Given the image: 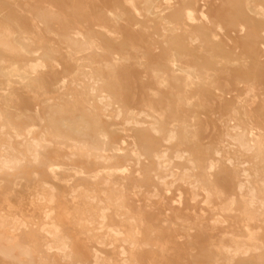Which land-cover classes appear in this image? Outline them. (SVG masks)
<instances>
[{"label": "rangeland", "instance_id": "rangeland-1", "mask_svg": "<svg viewBox=\"0 0 264 264\" xmlns=\"http://www.w3.org/2000/svg\"><path fill=\"white\" fill-rule=\"evenodd\" d=\"M149 1L0 0V264H264V0Z\"/></svg>", "mask_w": 264, "mask_h": 264}, {"label": "bare ground", "instance_id": "bare-ground-1", "mask_svg": "<svg viewBox=\"0 0 264 264\" xmlns=\"http://www.w3.org/2000/svg\"><path fill=\"white\" fill-rule=\"evenodd\" d=\"M170 3H171L170 0H150L148 3H146V5H147L149 10H152L153 5H156L157 8H161V7L169 6ZM261 10H262L261 7L256 8V12H258V13H260ZM31 44L32 43L27 42V41L26 42H20L18 34L0 33V45L6 49L11 50V51L19 50V51H22L25 53H30L31 46H32ZM33 51H34V49H33ZM36 73H37V71L35 70L34 67H32L31 72L27 75L31 76V75H35ZM56 115H57L56 112H49V114L47 116L46 123H45L47 126L48 133L51 135V139H53L54 136L61 137L67 131V129H69V125L67 123H65L62 119L56 117ZM61 115L63 116V114H61ZM35 118H36L37 124L41 125L42 123H44V121L40 117H38L37 115L35 116ZM204 129H206V127H204ZM83 130H84V127H82L81 129H79L77 131H74V133H73L74 140H75L74 145H73L74 148L78 149L79 147H82L84 150L88 151L89 153H92V152L98 153V154L102 153V147H103L102 137H99V138L95 137L96 141H95V144L93 146H89L87 143H84L83 141H79L78 139H76L78 136L82 135ZM104 211H105V209H103L101 211V215L99 217V222L97 223V229L98 230H102V228L104 229L105 227H107V226H105V221H104L105 220V212ZM80 222H84V223H87L90 225L93 224V221L89 217H85L84 219H81ZM42 230L44 231V233L46 235H48L52 239H54L53 247L58 252H64L66 250L67 246H66L65 242L60 238L59 231L55 225H53V224L50 225L49 223L44 222V224L42 226ZM134 233L136 236H139L140 231L135 229ZM242 249H243L242 247L236 248V250L239 252H241ZM14 252L15 251H14V247L12 245V241H10L8 238H5L4 234L1 235V233H0V255L4 258H11L14 256ZM30 263H32V262H30Z\"/></svg>", "mask_w": 264, "mask_h": 264}]
</instances>
